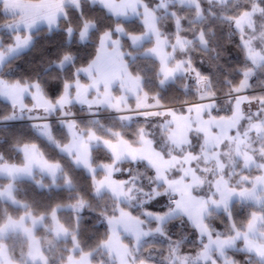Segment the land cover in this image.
<instances>
[{
	"label": "snow or ice",
	"instance_id": "6c2138e0",
	"mask_svg": "<svg viewBox=\"0 0 264 264\" xmlns=\"http://www.w3.org/2000/svg\"><path fill=\"white\" fill-rule=\"evenodd\" d=\"M191 2L196 5L197 16H201L204 10L199 0ZM245 4L236 14L224 17L238 36L243 63L237 81H226L229 98L225 103L229 114L218 115L220 108L216 93L211 90L210 75L199 70L190 59L168 64L172 53L164 52L168 38H161L155 15L158 9L167 8L166 0H158L155 6L149 0H41L38 5H33L31 0H0V32L8 34L7 42L0 36V101L6 105L0 112V130L8 131L12 122L24 120L27 114L35 137L15 140L13 147L18 155L15 161L0 153V177L10 181L18 176L34 179L33 169L38 168L50 178L49 183L35 180L38 188L48 189L49 193L52 189L68 193L66 202L52 204L45 212L38 215H33L31 209L26 212L33 226L50 220L51 248L56 247L54 241L61 236L66 241L70 239V246H65L57 264H150L143 253L150 252L155 245L145 246V243L157 237L168 241V255L162 257L165 264H197V261L264 264V93L248 94L257 71L264 72V30L257 34L256 28V17L264 16V0H245ZM97 11L105 23L90 18ZM130 13L139 19V31L125 23ZM171 15L176 17V44L172 49L174 52L179 45L183 51L192 41L182 40L181 18L174 11ZM41 23L46 24L49 34L54 29L63 32L65 50L55 63L61 72L66 65L71 68L67 76L51 87L41 78L12 77L9 73L13 62L19 59L18 54L34 45L33 29ZM149 34L155 38L154 45L140 55L153 56L159 61L156 86L164 88L177 73L183 72L192 79L201 101L198 105L188 104L179 117L175 109L165 106L158 92L149 97L144 78L129 71L137 61L136 49ZM198 39L202 46L208 45L203 30ZM89 45L92 54L78 62L73 53L79 51L78 46ZM109 62L115 70L105 75L103 69ZM205 87L209 90L203 91ZM129 94L135 98L138 110L156 109L147 115L164 118L157 126L166 130L161 140L166 149L157 147L152 133L143 126L136 129L135 139L130 140L123 131L112 128H107V136L98 135L91 127H81L75 119L74 103L86 107L90 115H96L95 108L106 107L116 111L120 121L131 122L133 117L127 108ZM149 99L152 103H148ZM244 105H248L247 110ZM194 107L198 114L205 110L203 115L208 118L205 123L229 122L235 129V134L227 137L229 151L217 145L220 151L209 157L208 132L190 124L183 138H176L171 125L175 119H187L183 113H191ZM52 116L58 117L57 122L64 129L63 140L56 136ZM193 134L200 140L196 148ZM45 144L64 157L71 169L87 175L86 188L77 184L63 160L47 155L42 146ZM94 144L104 148L103 156L93 153ZM210 158L216 159L215 170L205 166ZM223 158H227V164L222 162ZM125 163L128 167L123 166ZM105 193L110 204L96 206L94 202L101 201ZM3 198L17 203L12 182L0 187V199ZM234 198L243 206L239 209L242 215L232 208ZM212 207L223 209V230L209 222ZM69 211V221L62 222L60 214ZM85 212L97 215V224L104 227L102 234H94L91 243L83 239ZM174 218L187 222L195 240L193 246L184 247L182 240H174L169 234L167 225ZM24 219L23 216L19 220L11 216L2 218L0 236L7 230L20 228L32 238V229L24 227ZM187 239L186 235L184 240ZM97 254L105 259L98 260ZM0 264H15L2 243ZM25 264H51V259L39 247L35 254L30 248Z\"/></svg>",
	"mask_w": 264,
	"mask_h": 264
},
{
	"label": "trees",
	"instance_id": "16d2710c",
	"mask_svg": "<svg viewBox=\"0 0 264 264\" xmlns=\"http://www.w3.org/2000/svg\"><path fill=\"white\" fill-rule=\"evenodd\" d=\"M150 4L155 6L157 4L156 0H149ZM199 4L203 8V14L199 18L197 16V11L193 8L183 7L181 5L172 4L168 13L165 11H160L157 15V26L160 30L162 36H167L168 43H172L176 38V27L175 19L171 13L176 12L177 16L181 18L182 31L179 33L181 38L185 40H191L192 44L185 51H176L173 55L172 62L177 60H191L192 63L202 72L210 75L211 82L213 84L212 91L216 93V102L219 105L220 111L218 115L229 114V106L225 101L229 98V85L226 81L236 82L238 79V69L241 67L243 61L240 55V50L238 47V36L234 31L233 26L229 21L224 19L225 16L236 14L237 10L246 6L245 0H226L224 3H209L207 0H199ZM211 12V14H209ZM264 16H258L256 19H261ZM94 21H99L101 24L106 21L101 18L99 12H95L91 15ZM199 18V19H198ZM75 23V20H73ZM130 29L140 30L141 25L138 20L133 19L130 21H125ZM203 30L206 33L208 39V45L204 48L199 46L197 40L199 32ZM35 35L34 45L27 51L19 54V59L13 62L12 69L9 73L12 77H25V78H41L44 80L45 84L48 86H54L60 79L64 78L71 71L70 66H65L63 72L57 67L55 61H58L60 55L65 50L63 42V32L59 30H53L51 34L47 32V28L40 27L33 31ZM0 36L4 38V42L8 41V34L0 32ZM151 46V43H144L142 47L136 49L137 61L132 63L129 71L132 73H138L144 78V84L148 87L146 90L151 95L160 94L166 107L177 110L182 113L184 105L195 104L199 102V97L195 93L193 88L192 79L185 75L184 77H177L174 81L168 83L164 88H158L156 86V72L158 71L159 61L152 56H143L140 53L143 52L145 48ZM79 51L73 54L77 56V61L86 59L92 54L91 45L78 46ZM127 52V47L124 48ZM252 88L249 90L250 95H258L264 93V72L257 71L256 76L251 80ZM187 86V90H186ZM207 87L203 91H208ZM151 101V99H149ZM187 102V103H186ZM6 108L4 102L0 101V112H3ZM76 120L80 123L81 127L88 128L91 127L93 130L101 136H107V128H112L113 130H121L130 139L134 140V133L139 126H143L147 131L152 133L153 137L157 141V147L167 148V145H162L161 140L163 136L159 135V128L157 125L163 121L162 117L158 116H147L145 117H134L132 122L127 125L123 124L117 117H100L98 119H81L79 116L85 115V111L76 110ZM57 116L51 117L56 119ZM92 120H97L100 123L93 125L89 122ZM27 119L21 121L12 122V127L8 131L0 130V153H3L6 158L10 160H17L18 155L13 147V144L17 138L22 140H33L35 139L32 129L30 128ZM53 127L56 130V136L58 139H64V129L59 125L57 121H52ZM103 125V127H101ZM162 133V132H160ZM163 134V133H162ZM200 143L195 134H193V147L196 148ZM43 150L48 156L54 159L63 160L65 166L73 172V176L77 184L81 187L86 188L88 183V177L83 171H78L71 169L68 165L67 160L60 156L59 153L49 145H42ZM93 153L99 157L105 154L104 148L94 147ZM124 167H128L125 163ZM43 180L44 183H49V180L37 176L35 180ZM34 181H18L14 183V196L16 201L24 206V210L13 207L10 204L2 202L0 200V222L2 218L11 216L12 218H20V216L27 212L29 209L32 210L33 215H38L41 212H45L46 209L55 203H63L68 199V193L61 189H52L49 193L48 189L41 190L38 188ZM59 182V181H58ZM8 181L0 178V187L7 184ZM145 187L148 186V182L144 180ZM98 207H105L110 204L108 200V195L102 198L101 201L94 202ZM241 204H233L232 208L238 210V215H242ZM85 219L82 221V233L83 239L91 243L94 238V234H102L104 231L103 225L97 224L99 217L93 213L85 212ZM90 217V218H89ZM70 218L69 212H62L60 214V219L62 222H68ZM224 215L220 214L217 218L211 217L210 223L218 229L223 230L224 225L221 221L224 219ZM48 225L49 220L44 221L42 229L37 231V236H39L43 252L49 256L51 259V264H57V258L63 253L66 245L70 246L71 241H54L56 244L55 248H51L48 241L53 238L51 233L45 227ZM96 225L94 228L93 226ZM169 234L172 235L174 240H182L184 247L193 246L195 240L190 235L191 229L186 221L180 218H174L167 225ZM181 228H183L181 230ZM188 236L187 240H184L185 236ZM149 238L145 246L152 244L155 247L151 248L150 252H145L143 255L145 258L150 260V264H165L162 262L161 254L166 252V247L168 241L162 238ZM4 244L9 247V252L12 258L17 264L25 263V253L27 250V243L21 235H11ZM164 248V250H163ZM163 250V251H162ZM102 259L105 257L102 256ZM101 259V260H102ZM242 259V257H238Z\"/></svg>",
	"mask_w": 264,
	"mask_h": 264
},
{
	"label": "rangeland",
	"instance_id": "374dc122",
	"mask_svg": "<svg viewBox=\"0 0 264 264\" xmlns=\"http://www.w3.org/2000/svg\"><path fill=\"white\" fill-rule=\"evenodd\" d=\"M156 1L158 3V0H156ZM211 2L221 3L220 0H211ZM31 3L33 5H38L39 3H41V0H31ZM166 3H167V8L166 9H158L156 11V13H155L156 17H157V15H158V13L160 11H165V12L168 13V9H169V7L172 4H177V5H181L183 7L193 8L194 10L197 11L196 5L194 3H192L191 0H184L183 3H181V0H166ZM140 11L142 13V9H140ZM198 17L200 18L201 16H198ZM133 19H136V20L139 21V19L136 16H134V15H132L130 13L129 14V17H128V19L126 21H130V20H133ZM156 23H157V20H156ZM41 24H43V23H41ZM38 26L39 25H37L33 29V31L36 30V29H38L39 28ZM262 26H264V17H262L261 19H259V18L256 19L257 34H258L259 31L264 30V27H262ZM45 28H47V26H45ZM2 33H5V32H2ZM161 38H163V36H161ZM154 39H155L154 36H152V34H149V36L147 38H145L141 42L140 47H142V45L144 43H147V44L151 43V46H153L154 45ZM182 40H185V39L182 38ZM195 40L198 41L199 46L201 48H204V46H202L200 44L198 38L195 39ZM185 41H187V40H185ZM257 43H261V41H257ZM174 44H176V38H175V41H173L170 44L168 43L167 45L164 46V52L166 54L167 53H172V55L169 56V58H168V64H169V66H172L175 63V62H172L173 57H174L173 55L175 54V52L176 51H181L179 45H176V49L173 52L172 45H174ZM191 44L190 45L189 44H186L185 45V49L183 51H185L188 47H190ZM21 53H23V52H21ZM21 53H19V54H21ZM114 70L115 69L111 66L110 62H109V65L106 66L103 69L105 75H110L111 72L114 71ZM185 75L186 74L183 73V72L177 73L175 75L174 79L170 80L168 83L174 81L177 77H184ZM116 91L118 93L119 92V89H116ZM248 94L250 95L251 93L249 92ZM89 98H91V96ZM148 103H152V101L149 100ZM200 103H201V101H199V102H197V103H195L193 105H198ZM187 105H184V108H186ZM244 107H245V110H247L248 105H244ZM255 107H256L255 104H253L252 105V111H255ZM73 108H75L76 110L85 111V115L79 116L81 119H86V118H89V119H98L100 117H109V116H114V117H117L118 118V115H119L116 111L110 110V109H108L106 107L95 108L94 111H95L96 115H90L88 109L86 107H83V106L79 105V104H75L74 103L73 106H72V110H73ZM127 108L131 110L130 112H128V114H130L133 118L134 117L136 118V117H147V116H151V115H147V113H150L152 111H156V109H139L138 110L136 108V100H135V98L131 94H129V96H128V105H127ZM204 111H205L204 109H201L200 110V113L198 114L196 108L194 107L193 108V111L191 113H187V112H184L183 113V115L185 117H187V119H175L174 122H173V124L171 125V127L176 132V138L177 139H182L183 136H184V134H185V132L187 131V128H188L189 124H190L192 127H200L202 129H205L208 132V134H209V140H210V147L208 149L209 157L212 156V153L213 152H219L220 151V147H217V145H222L225 151H229L230 150L229 149V141L227 140V137L234 135L235 134V129L230 127V123L229 122H221V121L211 122V121H209L208 123H205V121L208 120V118L203 115V112ZM175 115L177 117H179L181 115V112H178L177 110H175ZM52 117H54V116H52ZM25 119H27V114L25 115ZM56 119L58 120V117H56ZM131 122H132V120H131ZM131 122L124 121L122 123L129 125ZM241 123H246V122L245 121H242ZM159 130H160L159 131V135L163 136V134H164V132L166 130L163 129L162 127ZM160 132H162L163 134L160 133ZM84 134L87 135L86 132ZM235 146H236L235 145V142L234 141L231 142L232 149H234ZM94 147H102V146H96L94 144L93 145V148ZM133 147H139V145L133 144ZM222 162L225 163V164H227V158H223L222 159ZM205 166L206 167H211V168H213L215 170V168L217 166L216 159L210 158L208 160L207 165H205ZM99 172H100V170H98V175H99ZM37 176H40L41 178L44 177V178L50 180V178L46 174H41L39 172V169L38 168H34L33 169V177H34V179H30L27 176H18L14 181H10L9 178H7V177H0V178H2L4 180H7L8 183L9 182H12L13 183V192H14V189H15L14 183L15 182L24 181V180H28V181H31L32 182V181L35 180V178ZM233 182H235V178L233 179ZM105 194L108 195V193H105ZM0 200L2 202H5L7 204L12 205L15 208H18L20 210H24V206L21 205V204H19L18 202L17 203H12L7 198H3V199H0ZM236 203L240 204L238 198H234L232 200V206H233V204H236ZM210 212L212 213V216L211 217H215V218H217L220 214H223L224 215V212H223V209L222 208L217 209L215 207H212V208H210ZM22 216L25 218L24 219V227H27V228L32 229V233H33L32 238H29V236L22 229H20V228H17L16 230H10V231H17L19 233L21 232L19 235H21L23 237V239H25L26 243L28 242V244L35 245V246L39 245V248L42 250L41 242H40L39 236H37V233L36 232L39 231L40 229H42V227L44 225V222H37V224L35 226H33L31 220L26 216V212H24L20 217H22ZM13 219L14 220H19L20 218H17V219L16 218H13ZM49 225L50 226H49V228L47 227V229L51 233V235L53 236V233L51 231V223H50V220H49ZM182 229L183 228H181V230ZM151 239H153L152 241H154L155 238H151ZM64 240H66V239L63 236H61L59 238V240H56V241H64ZM164 248L167 249V246L164 247ZM164 248H163V250H164ZM8 249H9V247H8ZM167 255H168L167 251L164 254H161L160 255L161 256V259H162V257L167 256ZM97 259L98 260H101L102 259L101 255L97 254ZM24 260L26 261V259H24ZM162 262L165 263V261L163 259H162ZM197 264H203V261H197Z\"/></svg>",
	"mask_w": 264,
	"mask_h": 264
},
{
	"label": "crops",
	"instance_id": "0c3cea01",
	"mask_svg": "<svg viewBox=\"0 0 264 264\" xmlns=\"http://www.w3.org/2000/svg\"><path fill=\"white\" fill-rule=\"evenodd\" d=\"M45 26H46V24H39L38 27L40 28V27H45ZM20 233H21V232H20ZM20 233L17 232V231H10V230H8V231L5 232L2 236H0V243H2L3 245H5V244H4V241L7 240L11 235H18V234H20ZM2 241H3V242H2ZM36 241H37V240H36ZM38 242H39V241H38ZM5 246H6V245H5ZM37 247H39V245L35 246V245L28 244V242H27V250H26V253H25V259H27L29 249L31 248L32 251H33V254H35V249H36ZM6 248H7V246H6ZM7 251H8V253L10 254L8 248H7ZM15 264H17V263H15Z\"/></svg>",
	"mask_w": 264,
	"mask_h": 264
},
{
	"label": "built area",
	"instance_id": "2783aa9c",
	"mask_svg": "<svg viewBox=\"0 0 264 264\" xmlns=\"http://www.w3.org/2000/svg\"><path fill=\"white\" fill-rule=\"evenodd\" d=\"M52 121H57V119H51ZM27 122H29V123H31L30 121H27Z\"/></svg>",
	"mask_w": 264,
	"mask_h": 264
}]
</instances>
